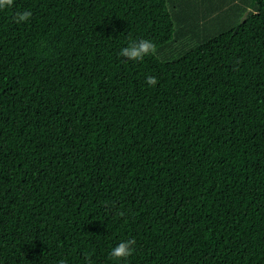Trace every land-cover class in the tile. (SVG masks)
I'll list each match as a JSON object with an SVG mask.
<instances>
[{
	"label": "trees",
	"instance_id": "1",
	"mask_svg": "<svg viewBox=\"0 0 264 264\" xmlns=\"http://www.w3.org/2000/svg\"><path fill=\"white\" fill-rule=\"evenodd\" d=\"M61 261L264 264V0L0 10V264Z\"/></svg>",
	"mask_w": 264,
	"mask_h": 264
},
{
	"label": "clouds",
	"instance_id": "2",
	"mask_svg": "<svg viewBox=\"0 0 264 264\" xmlns=\"http://www.w3.org/2000/svg\"><path fill=\"white\" fill-rule=\"evenodd\" d=\"M14 0H0V10H3L6 6L11 7ZM32 16L31 11L25 10L18 12L14 17L16 23L27 22ZM155 44L148 39L132 40L127 47L120 50V56L125 57L133 61H142L146 56L153 55L155 53ZM146 83L151 86L157 84V79L154 76H147ZM122 215V213H121ZM135 239H128L118 243L110 252V256L116 260L125 259L131 256L134 252ZM60 264H64L61 261Z\"/></svg>",
	"mask_w": 264,
	"mask_h": 264
}]
</instances>
